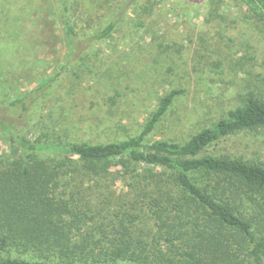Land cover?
<instances>
[{
  "label": "rangeland",
  "instance_id": "374dc122",
  "mask_svg": "<svg viewBox=\"0 0 264 264\" xmlns=\"http://www.w3.org/2000/svg\"><path fill=\"white\" fill-rule=\"evenodd\" d=\"M61 1L0 0V106L46 83L67 63L71 47L62 26ZM67 1L82 36L97 33L117 12L126 13L127 20L52 82L50 94L29 118L26 133L33 139L48 132L52 118L46 109L53 108L54 117L67 127L73 129L77 121L74 138L80 142L121 141L144 129L166 93L183 89L149 140L185 141L242 105L251 91L264 92V13L235 2L212 12L208 0ZM116 90L121 97L113 103L109 97ZM2 109L0 115L11 119ZM96 121L100 125L93 130ZM61 132L68 134L63 128ZM20 152L0 133V155L14 158ZM204 155L243 157L264 165V127L231 134ZM106 170L77 184L49 185L47 197L68 218L82 220L77 232L97 233L105 217L125 220L129 232L149 236V207L141 201L147 190L132 191L129 185L134 176L143 177L147 166L132 164L131 173L118 165ZM153 170L170 180L171 171ZM194 176L239 215L253 219L258 232L264 221V190L226 174Z\"/></svg>",
  "mask_w": 264,
  "mask_h": 264
},
{
  "label": "trees",
  "instance_id": "16d2710c",
  "mask_svg": "<svg viewBox=\"0 0 264 264\" xmlns=\"http://www.w3.org/2000/svg\"><path fill=\"white\" fill-rule=\"evenodd\" d=\"M61 2L62 26L71 47L67 63L46 83L0 106L11 116L0 115V133L21 151L14 158L0 155V264H264V221L257 232L253 219L239 215L230 202L208 192L194 176L226 174L264 190V165L243 157L201 156L231 134L264 127L263 89L251 91L242 105L185 141L149 140L183 89L166 93L144 129L121 141L80 142L74 138L77 121L73 129L67 127L54 117L53 108L46 109L52 118L48 132L34 139L27 135L30 115L50 94L52 82L68 71L69 63L84 61L98 41L108 39L127 20L126 13L117 12L97 33L82 36L69 14L68 1ZM208 2L212 12L235 2L264 13V0ZM118 97L121 92L116 90L109 100L114 103ZM99 125L96 121L92 129ZM62 128L68 132L65 136ZM132 164L148 168L129 185L132 191L147 190L141 201L149 207L153 225L149 236L129 232L124 219L123 223L105 217L97 233L77 232L82 220L68 218L47 197L49 185L92 180L111 165L131 173ZM155 167L171 171L170 180L155 173Z\"/></svg>",
  "mask_w": 264,
  "mask_h": 264
}]
</instances>
